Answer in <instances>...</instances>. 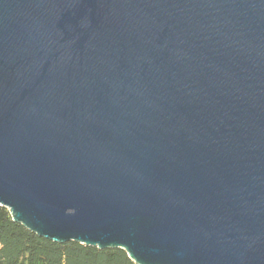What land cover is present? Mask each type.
<instances>
[{"label": "water", "instance_id": "1", "mask_svg": "<svg viewBox=\"0 0 264 264\" xmlns=\"http://www.w3.org/2000/svg\"><path fill=\"white\" fill-rule=\"evenodd\" d=\"M0 206L136 264H264V0H0Z\"/></svg>", "mask_w": 264, "mask_h": 264}, {"label": "trees", "instance_id": "2", "mask_svg": "<svg viewBox=\"0 0 264 264\" xmlns=\"http://www.w3.org/2000/svg\"><path fill=\"white\" fill-rule=\"evenodd\" d=\"M0 264H136L121 248L98 249L78 242L63 244L37 236L12 221L0 206Z\"/></svg>", "mask_w": 264, "mask_h": 264}]
</instances>
